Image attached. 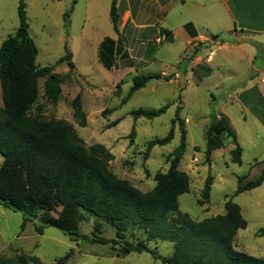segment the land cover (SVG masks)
<instances>
[{
	"label": "rangeland",
	"instance_id": "obj_1",
	"mask_svg": "<svg viewBox=\"0 0 264 264\" xmlns=\"http://www.w3.org/2000/svg\"><path fill=\"white\" fill-rule=\"evenodd\" d=\"M18 4L19 0H0V47L5 39L17 31ZM26 4L29 33L39 51L37 65L40 68L54 66L55 72L65 79L62 84V96L57 103L44 96L45 79H41L39 100L30 114L40 115L45 120L69 122L88 148L101 144L110 151L114 160L109 163V167L116 176L129 181L142 192L152 190L156 186L155 175L169 170L170 155L180 145L179 124H176L178 132L175 133L174 140L168 145L156 146L146 157L147 144L155 138H164L170 132L171 122L176 115V104L181 99L180 88L187 84V80H180L174 96L171 88L173 84L167 83L164 78H178L176 73L166 70L162 73L161 80L150 81L129 101L122 104V100L133 86L135 76H145L161 70L171 60L161 58L164 54L160 53L153 63L139 65L137 60H129L123 54L125 45L120 44V58L116 60V68L106 69L100 62L99 42L103 37L114 34L110 21V0H26ZM71 9L70 16L65 19V13ZM66 47L73 55L74 69H71L67 62H59L66 55ZM210 57L209 55L208 58ZM174 62L175 60L171 63ZM187 70L195 71V67L190 66ZM230 74L220 75L228 80ZM194 89L190 86L186 93L185 108L179 107L182 113L180 117L190 118L196 125H192L193 129L189 132L187 148L179 166L180 170L189 175L191 181L190 193L179 198L180 210L189 214L194 221H202L225 214V205L231 199L240 206L241 214L248 223L246 229L239 230L236 246L252 256L264 258V235L260 236V231L264 228V184L235 196L239 186L256 180L262 174L264 163L260 161L256 164L252 160L253 155L257 153L244 137L240 115L228 104L225 110L232 116L234 130L241 132L240 138L245 148L243 162H232L231 151L234 144L226 141L223 148L213 152L211 167L209 166L205 134L210 123H205L211 121V113L223 108L216 109L214 103L210 106L207 103L209 94L206 91H200L198 101L195 102ZM78 95H81L88 121L87 127L84 128L80 127L74 118L72 103ZM167 104L175 107H170L164 115L153 120H136L131 114L140 108L153 110ZM2 106L0 85V109ZM117 120L119 124L109 128ZM183 127L185 129V125ZM133 129L135 136L132 138L130 134ZM260 149L259 156L264 154V148ZM195 159L198 161L194 162ZM2 165L3 158L0 155V167ZM8 171L12 172L7 181H12L13 185L4 188L8 189L9 195L15 199L31 197L27 190L25 172L17 167ZM209 173L213 177L211 197L208 204L201 206L198 201L202 199L201 193ZM59 211L60 209L56 210L54 215L59 216ZM172 216L177 217L176 214ZM97 224L101 225L99 236L117 239L113 226L88 213L83 214L80 222V234L86 238L74 242L54 227L46 228L43 235L35 231L34 222H28L23 229V214L0 206V255L10 258L25 256L29 259L28 264H56L59 258L73 250L68 264H164L149 252L125 254L122 244L93 243ZM147 239L145 230L134 225L125 234V241L133 244ZM148 245L151 250H157L164 257L172 256L174 251V245L169 241H149Z\"/></svg>",
	"mask_w": 264,
	"mask_h": 264
},
{
	"label": "trees",
	"instance_id": "obj_2",
	"mask_svg": "<svg viewBox=\"0 0 264 264\" xmlns=\"http://www.w3.org/2000/svg\"><path fill=\"white\" fill-rule=\"evenodd\" d=\"M117 0L112 1L110 16L114 31L118 30ZM72 9L65 13V19ZM19 26L14 35L4 40L0 47V85L2 108L0 109V206L23 214V225L35 223V231L43 235L46 228L54 227L71 241L85 239L80 234V222L84 213L103 219L116 229L117 239L99 236L101 225H95L92 242L103 245H123L125 254L149 252L164 264H264V258L252 256L236 246L239 230L246 229L247 221L241 208L231 199L225 205V214L202 221H194L179 207L180 196L190 193L189 175L180 170V162L187 148V132L176 110L171 129L164 138H155L147 144L146 157L156 146L170 144L175 138L176 124H179L180 145L170 155V168L166 173L155 175L156 186L142 192L129 181L116 176L109 167L114 160L110 151L101 144L87 147L73 126L64 120H45L40 115L32 116L30 111L39 100V81L45 79L44 96L57 103L62 96L65 79L55 72L54 66L40 68L37 65L38 48L29 33L26 0H19ZM192 25H187V30ZM116 43L107 38L100 45V62L106 69L114 65ZM73 55L67 50L59 62H67L74 69ZM161 74L135 76L133 86L122 104L147 86L151 80H161ZM171 77L164 78L165 81ZM74 118L80 127H87L88 121L83 109L81 95L73 103ZM171 105L159 109L134 110L131 114L137 120H153L164 115ZM119 124V120L110 127ZM135 136V129L130 137ZM225 138V139H224ZM206 158L211 167L214 151L229 141L235 145L231 151L233 163L242 164V148L237 143L229 119L215 112L206 130ZM133 143L134 140L132 139ZM20 168L26 174L27 190L31 197L15 199L8 189L13 185L7 181L8 169ZM264 171L254 181L237 188L235 196L261 187ZM213 177L209 173L202 199L198 204L209 203ZM5 189L6 192L3 190ZM60 209L59 216L54 212ZM172 214H176L174 218ZM137 226L147 233V241L133 244L125 241V234L131 226ZM264 235V228L260 236ZM164 240L173 243L172 256L164 257L157 250L149 248V241ZM73 250L57 260L56 264H68ZM25 256L14 258L0 255V264H28Z\"/></svg>",
	"mask_w": 264,
	"mask_h": 264
},
{
	"label": "crops",
	"instance_id": "obj_3",
	"mask_svg": "<svg viewBox=\"0 0 264 264\" xmlns=\"http://www.w3.org/2000/svg\"><path fill=\"white\" fill-rule=\"evenodd\" d=\"M116 7L119 33L114 31L99 42L109 38L116 43L113 68L120 58V44L125 45L123 54L139 65L153 63L160 53L164 54L161 58L175 60L148 75H162L166 70L176 73L178 79L167 82L173 84L174 96L179 82L187 80L180 88L176 108H185L190 86L195 88V102L198 93L206 91L207 103L223 108L215 110V114L226 116L233 130L232 116L225 107H234L240 115L244 137L257 153L252 160L264 163V154L259 156L260 148H264V0H117ZM187 25H192L190 30ZM190 66L195 71L187 70ZM221 73H231V77L225 80ZM181 119L188 137L192 125H196L190 118ZM208 123L209 120L205 124ZM235 132L243 158L241 132ZM237 238L238 233L236 243ZM237 249L244 251L238 246Z\"/></svg>",
	"mask_w": 264,
	"mask_h": 264
},
{
	"label": "built area",
	"instance_id": "obj_4",
	"mask_svg": "<svg viewBox=\"0 0 264 264\" xmlns=\"http://www.w3.org/2000/svg\"><path fill=\"white\" fill-rule=\"evenodd\" d=\"M197 161H198L197 159L194 160V162H197Z\"/></svg>",
	"mask_w": 264,
	"mask_h": 264
}]
</instances>
